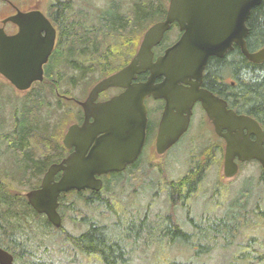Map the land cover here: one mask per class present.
Here are the masks:
<instances>
[{
    "label": "water",
    "instance_id": "water-1",
    "mask_svg": "<svg viewBox=\"0 0 264 264\" xmlns=\"http://www.w3.org/2000/svg\"><path fill=\"white\" fill-rule=\"evenodd\" d=\"M263 0H169L163 21L155 23L144 33L138 51L131 62L119 72L98 82L87 99L80 103L84 113V126H72L64 139L74 153L59 164H53L45 173L38 190L25 196L30 207L56 229L61 227L57 213L58 199L70 191L90 189L99 192L97 178L123 171L138 158L145 139L147 125L146 98L164 99L166 108L157 138V152L162 154L187 130L191 107L200 102L208 119L216 126L228 123L225 136L226 151L223 175L232 179L238 172L234 161L255 160L264 170L263 137L258 124L247 116H238L227 109L225 102L196 86L182 91L178 86L188 79L201 81L209 58L221 59L233 46L252 64L264 63V47L255 53L247 50L246 22L250 11ZM20 28V32L6 37L0 29V75L17 91H26L35 81L42 80V66L54 46L55 32L39 11L17 12L4 20ZM177 24L181 36L153 62L152 49L159 45L170 26ZM47 28V40L35 39L39 30ZM149 73L143 83H132L137 76ZM163 81L156 84V80ZM109 88L124 91L105 103H95L97 97ZM176 114L173 115V111ZM93 122L89 124L88 119ZM243 130L253 133L257 141L251 143ZM86 133L85 139L78 137ZM100 137L98 138L97 136ZM61 173L58 181L55 176ZM13 257L0 248V264H12Z\"/></svg>",
    "mask_w": 264,
    "mask_h": 264
},
{
    "label": "trees",
    "instance_id": "trees-1",
    "mask_svg": "<svg viewBox=\"0 0 264 264\" xmlns=\"http://www.w3.org/2000/svg\"><path fill=\"white\" fill-rule=\"evenodd\" d=\"M125 1L127 0H108L106 7L98 11L100 12L99 20L101 23L99 27L94 25L96 29L87 28V26H89L88 12H84L80 9H73L70 0L63 3L58 2L56 4L58 12L61 13L63 11L65 13L63 14L64 17L66 18L68 15L70 19L69 23L65 25L69 30H66L64 33L65 42L69 46V55L72 52L77 53L78 48H80L82 49L81 52L86 56H94L98 53L100 48L105 46V39L110 35H125L126 30L131 33H133V31L142 33L146 30L147 26L163 20L169 0H133L130 10L127 11L128 14L122 15L120 11L122 9V3ZM81 21L87 23V26L82 24ZM246 26L248 29V35L245 39L246 47L248 52L255 53L264 47V0L260 5L250 11ZM76 28L77 31H74ZM83 33L84 35H82ZM82 39L85 41L83 44H81ZM61 59H63V57H61ZM60 63H65V61H61ZM60 69L64 71V65ZM97 70L98 66L95 60L87 62L83 71L85 76L84 80ZM60 73L62 74V72ZM205 74V82L208 84L207 86L210 91L223 95L230 109L234 110L239 115L253 118L261 125L264 132V63L252 64L248 62L241 54L239 48L234 46L233 50L228 52L222 59L209 58L205 68ZM225 78L229 80V83L226 85L222 83V80ZM81 82L82 81L79 83L81 84ZM63 84L62 79L55 82L54 91L59 93L64 92L62 90ZM86 84L89 83L86 82ZM75 85H79L78 82H76ZM29 101H31L32 104H28V107L25 106L22 111L23 119L12 120L13 132H2V130L7 127L5 126L3 128V123L0 118V140L10 139L11 148L19 159L17 160L18 162H15V165H20L26 168L28 172H33L40 171L44 167L52 150L47 143L48 141H43L42 138L37 136V130L34 126L35 114H33L31 108L40 107L39 103H41V101L33 97H31ZM206 174V164H201L199 162L190 163L188 171L180 177L177 182L170 183L168 188L169 201L173 204H180L186 197L192 198L193 195H196L197 192L201 190L200 188L202 187V182ZM141 175L142 171L138 167V163L133 164L127 172L123 174H113L104 183L101 192L91 195L92 198L100 200V206L104 209H108L107 212H110V214L113 213L112 217H115V221L112 224L108 223L102 226H97V224L91 226L83 234L70 238L71 242H69L71 246L74 247H72L74 250L93 260L104 262V264H115L116 259L121 257L119 246L124 244L122 242L123 237H128L132 234L141 235L143 233L142 229L144 231L148 230V234L150 235H159V237H166L171 240L175 238L181 239V244H188V242H185L187 235L176 227L179 225L177 221L175 223H169L167 221V219L175 218V210L170 212L171 216L169 218L165 216V220H159L155 226V230L154 228H147L145 221V225H143L141 222L142 220L139 224H136V222L131 219L124 221L119 219L118 211H121V208L126 204L124 200L126 188L134 182V179L140 178ZM2 179L3 178H0V246L12 253L14 249L17 248H21V250L25 251L27 248H25V244L19 241L18 238L20 235L17 234H21V229L23 228H25L27 232L30 231L28 226L23 225L27 215H36L37 219H41V216L31 209L26 199L21 196L20 193L13 192L11 189L12 185L6 183L4 181L5 179ZM9 180L12 184L17 183L21 186H29L32 178L11 176ZM119 190L120 192H118ZM251 194L252 188L243 187L237 192L231 206L228 208L229 212L227 211V214L232 221L230 227L231 231L236 230L235 228H237L239 224L243 225L244 223L245 225V223H247L243 205L248 201V196ZM65 199H72L71 205L73 206L74 201H80V195L72 191L62 194L59 200L60 202H64ZM234 207L236 208L233 209ZM70 208L78 211L75 207ZM205 215L209 216L207 214ZM103 217L109 219L108 214ZM221 218L222 217L212 218L209 216L208 219L216 220ZM40 225L46 230L52 228L44 218L42 222H40ZM55 232L59 233L58 230H55ZM59 236V242L61 241V243H63L66 241L64 238L67 237L61 234H59ZM10 244L13 246L11 247ZM193 257L196 259V254H194ZM17 259L18 258H15L14 261ZM192 260L186 263L174 264H195ZM250 260H252L250 264H257L260 259L258 257H252ZM41 262L42 261L37 264H41Z\"/></svg>",
    "mask_w": 264,
    "mask_h": 264
},
{
    "label": "rangeland",
    "instance_id": "rangeland-1",
    "mask_svg": "<svg viewBox=\"0 0 264 264\" xmlns=\"http://www.w3.org/2000/svg\"><path fill=\"white\" fill-rule=\"evenodd\" d=\"M13 1H15L21 8L32 6L36 1H40L42 10L47 12L51 0ZM107 3L108 0H73L72 8L75 10L79 8L84 10V8H87L86 12H88V14L91 15V19H93L97 17V14L100 15V12L98 11L105 8ZM132 4L133 0L123 2L121 12L130 10ZM3 13V5L0 2V19L3 17ZM90 22L92 23H89V26L94 23L93 20ZM144 31L142 33L133 31L132 35H130L134 41V52H136L138 43L140 42ZM110 36L105 39L106 46H110V43L113 41L114 37ZM172 36L173 34L171 33L168 38H171ZM130 48L132 49V46ZM61 50L62 48L60 51ZM57 58L53 62V73L55 71L63 73L60 69L63 65L58 62L59 59ZM99 78V73L95 71L86 77V80L81 82V84L74 90L65 85V83L62 85V90L64 91L68 89L74 96L83 99ZM86 82L89 84H86ZM17 98H20V96L16 93L14 88L0 79V118L3 123V128L5 126L7 127L2 130L3 133L6 131H14L12 120L15 121L16 119V113L14 110L15 106L25 107L27 105L23 102H14ZM54 107L51 112V120L49 119L47 121L48 130L46 132L52 135L51 138L54 141L53 144H57L68 125V120L65 123L62 119V117H64V109L62 111H54ZM147 107L151 110L153 105L147 103ZM56 131H61V135H58ZM48 141L50 144V140ZM0 142V178L5 179L4 181L6 183L12 185L11 189L14 193L25 194L36 184V180L32 178L29 186H21L17 183L12 184L9 179L11 176H14L12 173L17 170L15 168L16 165L14 164V158H12L11 154L5 150V143L1 140ZM184 142L185 139L178 148L180 155L176 163L173 164L169 160L161 159L159 161L152 160L148 163L149 165L147 164L146 166L140 164L139 168L143 175L142 180H144L145 183L138 182L136 184V180L139 178L136 180L134 179L135 183L132 182L129 187L126 188L124 193L126 204L121 208V211H118V216L121 221L131 219L134 220L136 224H139L142 219H145L148 228H154L155 230V226L159 220H163L165 216H167V218L171 216L170 212H172L174 204L169 201L166 193L163 195L164 180H166V182H171L182 177L188 171L189 164L193 162V155H196L195 153L198 149L201 150L198 146L190 144L189 141H187V145H185ZM11 152L14 153L12 150ZM204 163L207 165L206 177L215 180L217 171H222L221 164H214L210 158H206ZM142 175L140 177H142ZM146 175H148V179H146ZM15 176L17 177V174ZM257 176L258 167L255 164L245 165L241 168L239 173L223 187V193L218 192V190L217 192H213L214 187L210 188L208 193L204 192L207 188V184H204V180L202 187L200 188L201 190L197 192L196 195H193L192 199L188 201V203L192 202V204H196V207H192V210L189 211L190 218H186V215L184 214L186 211H176L174 213V219H167V221H173V223L179 220L181 225H183L184 229L188 232L190 231L189 220L191 218H193L196 223H200L199 216L201 214H207L212 218H219L223 215L226 219L225 224L229 229V232L223 234L221 228L218 227L219 233L216 234L218 241L211 242V245L214 247L207 253L199 255L195 259L193 257L194 254L188 250V248L191 247L190 243L171 244L165 239H162L161 241L152 239L150 242L141 241L137 243L125 241L122 245H125L129 251L127 264L186 263L193 258L192 261H194L195 264H250V261H252L250 258L252 257H258L260 259L257 264H264V218L259 216V210L257 208L261 198L259 196L260 191L258 190H261L263 185L258 187V184L256 183ZM243 187L252 188V194L248 196V201L243 205V207L245 206L244 209L247 223H245V225L244 223L243 225L239 224L233 232L230 230L232 224L231 218L226 215L225 210L228 211L237 192ZM134 189L138 191H135ZM118 192H120V190ZM71 200L65 199L64 201L66 204V208L63 211L65 216L63 217L64 220L62 221V227L58 230L59 233L55 232V228H49L48 230L43 229L40 225V222L43 220L42 217V220L37 219L36 215L32 216L31 214L25 217L23 225L28 226L30 231L27 232L26 229L23 228L21 229L22 235H17H20L18 239L25 244L27 250L23 251L21 248H17L14 249L13 253L10 252L13 254L14 259L18 258L13 264H37L40 261H42L41 264H101V262L88 258L74 250V247L71 246L70 238L79 236L85 232V227L78 219L82 216H87L95 221L98 224L97 226H102L108 223L112 224L115 221V217H112L113 213L110 214V212H107L108 209H104L100 206V200L94 202L92 205H86L84 201L80 199V201H74L73 206L71 205ZM260 203H264V199L263 202ZM70 207H75L79 213ZM235 208L236 207L233 209ZM106 214L109 215V219L103 217ZM59 234L67 237L64 238L66 241L63 243H61V241L59 242ZM10 246L12 247L13 245L10 244Z\"/></svg>",
    "mask_w": 264,
    "mask_h": 264
},
{
    "label": "flooded vegetation",
    "instance_id": "flooded-vegetation-1",
    "mask_svg": "<svg viewBox=\"0 0 264 264\" xmlns=\"http://www.w3.org/2000/svg\"><path fill=\"white\" fill-rule=\"evenodd\" d=\"M66 1L67 0H51L47 12H44L42 10L40 1H36L34 5L32 6L21 8L13 0H0L1 4L3 5V9H4L3 17L0 19V29H2L6 37L15 36L20 32V28L17 25H14L10 22H7L6 24L2 23L7 18L14 16L17 12L29 13V12L39 11L44 16L47 23L53 28L55 32V40H54L53 49L51 51V54L47 58L46 63L42 66L43 74H42L41 81L33 82L30 88L26 91H17L7 80L4 79V77L0 75V79H2L4 82L12 86L14 90L16 91V93L20 96V98H17L16 100H14V102L17 101L18 103H22V102L26 103L27 104L26 107H28V104L30 105L32 104L31 101H29L31 97H33L34 99L35 98L40 99L41 101V103H39L40 107L38 108L33 107V109L31 108V111L33 112V114H35L34 126H35V129L37 130L36 134L38 137L42 138L43 141L50 140V144H49V141L47 143L49 144L52 150L50 157H48L46 164L40 171L28 172L26 168L20 165L16 166L17 170H15V172L12 173L14 177H16L15 175L17 174L18 177L34 178L36 180V184L33 185L30 188V190H28L25 194L20 193V195L23 196L24 198L26 197L25 195L28 192L38 190L40 188L41 181L45 173L48 171V169L53 164H59L60 162L67 159L69 156H71L74 153V148L70 147L69 141H67V143L65 144L64 139L68 135L69 130L72 126H77L78 129L84 126L85 113L82 107L80 106V103L84 102L87 99L90 90L95 84L119 72L131 62V60L134 58L135 54L138 51L139 45L142 41L145 31H147V29L154 24L153 23L149 25L144 31L141 37V40L138 43L136 52L133 51L134 41L130 36L132 35V33L126 30L125 35L124 34H122L121 36H118L117 34L115 36L111 35L110 37L113 36L114 38H113L112 43H110V46H106L105 44V46L103 48H100L98 53H96V55L94 56H89V55L86 56L83 52H81L82 49L80 48H78L77 53L72 52L69 55V46L65 42L64 33L66 32V30H69V28L66 27L65 25L69 23L70 19L68 15L66 17L68 19L64 17L63 14L65 13L63 11L59 13L57 6H56L58 2L63 3ZM70 1L73 3V0H70ZM79 9L83 10L81 8ZM83 11L86 12L87 8H84ZM121 14L126 15L128 13L126 11V12H121ZM165 15H164V18H165ZM99 19H100V15L98 14H97V17L93 19H91V15H88L89 23H92L90 22L91 20H93L94 22L93 26L92 25L87 26V23L83 22L84 20L81 22L82 24H85L87 28L96 29V27H99L101 23ZM94 25H96L95 28H94ZM46 29L47 28L45 27L36 28L35 30H39V32H38V36H35V39L45 42L47 40ZM74 31H77V28ZM171 33L173 34V36L171 38H168V36ZM82 35H84V33ZM180 36H181V32L179 31L177 24L171 25L169 31L165 33L159 45H157L156 47L152 49L153 62H155L160 56H162L167 48L174 45L179 40ZM83 42H85L84 39H82L81 44H83ZM131 46H132V49L130 48ZM61 48L62 50L60 51ZM61 57H63V59H61ZM56 58L59 59L58 61L59 63L61 61H65V63H60L61 65H64V71L62 74H60L59 71H55L53 73L54 71L53 62ZM212 58H216V57H212ZM216 59H219V58H216ZM91 60H95L98 66V70L96 72L99 73L100 78L91 87V89L89 90V92L83 99H80L77 96H74L73 93H71V91L68 89L64 90V92L62 93L54 91V83L58 82L61 79L63 83H65V85H67L69 88H73V90L77 88L78 85L76 86L75 84L76 82L79 83L80 81L82 82L84 81L85 79V76L83 73L84 67L86 63L90 62ZM148 76H149V73H145L143 75L137 76L136 79L133 80L132 83L134 84L143 83L147 80ZM205 76L206 74H205V69H204L200 82H198L196 79H188L186 80V82L179 83L178 86L180 87L182 91H188L192 89L193 86H196L198 90L207 91L211 93L214 97L218 98L220 101L225 102L227 105V109L232 110L229 108V104L223 95L214 93L208 89V86H207L208 84L205 82ZM162 81H163V78H160V79H157L155 83L159 84ZM222 83L225 85L228 84L229 83L228 78L223 79ZM123 91L124 90L122 88H109L98 95L95 103L97 104L105 103L109 101L110 99L116 97L117 95L121 94ZM147 103H150L153 105L151 110L147 107ZM54 104H55V107H54ZM144 104L147 109V125L145 129V139H144L141 152L133 164L138 163V167L140 166V164H144L146 166L152 160L159 161L161 159L169 160L170 162L174 164L179 159L180 154H179L178 148L181 145L182 141L185 139V142H184L185 145H187V141H189L190 144L201 148V150L198 149V151L195 153L196 155H193L192 157L193 158L192 161L194 163L199 162L201 164H205L204 160L206 158H210L214 162V164L216 163L218 165L221 164L222 171L221 172L217 171L216 179L212 180V179H209L208 177H205L204 179L205 182L204 180L203 182L205 185L207 184V188L204 192L208 193L209 189L214 187L213 192H217L218 190V192L223 193V187L231 181V179H226L223 175V163H224V156H225L226 145H227L225 136L228 137L229 135H235L234 132H229L228 123H224L222 121V124L218 123L215 126L208 119L205 111L203 110L201 106V103L195 102L191 107V116L189 118V124H188L187 130L185 131V133H183L181 137L173 145H171L168 149H166L162 154H158L156 143H157V138L159 134L161 120L165 113L166 101L164 99L155 100L152 98H146L144 101ZM53 107H54V111L55 110L62 111L64 109V112H63L64 117L62 116L61 117L65 123L68 120V125L62 135H61V131H56L58 135H61V137L59 138L60 140L57 144H53L54 141L51 138L52 135L46 132L48 130L47 121L51 117V112L53 110ZM24 108L25 107L15 106L14 110L16 113L17 120H19L20 118L23 119L22 111L24 110ZM176 113H177L176 110H174L173 115H175ZM88 122L89 124H91L93 122V119L89 118ZM256 123L258 124L262 132V137H263L262 146L264 148V132H263L261 125L257 121ZM243 134L248 135V139L251 143H254L257 141V137L255 134L248 133L247 130H243ZM86 135H87L86 133L80 134L78 137H73V140L77 138L85 139ZM97 137L99 138L100 135ZM1 141L5 143L6 145L5 150L11 154L12 158H14V164H15V162L19 159H18L17 154L11 148L10 139L1 140ZM11 150L14 153H12ZM0 158H1V155H0ZM234 161L236 162L238 166V173L243 166L248 165V164H255L258 167V176L256 179V183L258 184V187L263 185V188H261L260 195H259L261 197L260 202H263V199H264V170L261 168L259 163L256 162L255 160H251L248 162H239L238 159L235 158ZM172 163H169V164H172ZM130 166L126 167L123 171L113 172L107 175H102L100 177H97L102 183V189L104 187V183L113 174H123L128 171ZM60 177H61V173H58L55 176L54 181H58ZM142 178H143V175L138 180H136V184L138 182L145 183V181L142 180ZM146 179H148V175H146ZM177 180L176 179L173 181L170 180L171 182H166V180H164L165 184L163 187V195L166 193L168 197V193H169L168 188H169L170 183L177 182ZM134 183H135V180H134ZM134 190L138 191L136 189ZM99 192H94L90 189H85V190H82L76 193L80 195V199L83 200L86 205H92L93 202H98L99 200L92 198L91 195L94 193H99ZM191 199L192 198L190 197H186L182 204L181 203L174 204L173 210H175V212L176 211H179V212L186 211L184 214L186 215V218L189 219L190 218L189 211L192 210V207H196V204H192V202L188 203V201ZM260 202L258 203V207H257L259 210V216L264 217V203H260ZM65 206L66 204L63 201L60 202V200H58L57 212L59 216L61 217V223L64 220L63 217L65 216V214L63 213L64 209L66 208ZM225 213L228 216L227 210H225ZM40 216L46 219L44 215H40ZM221 217H222L221 219L209 220L208 219L209 216H206L205 214H201L199 216L200 223H196L193 220V218H191L189 220L190 221V231L188 232L184 229L183 225H181L179 220L177 221L179 225H177L176 227L179 228L181 232L183 231L185 235H187V239L185 240V242H188L191 244V247L188 248L190 252H192L193 254H196V256H199V255H203L204 253H207L211 248H213L214 246L211 244L214 241H218L217 235H216L217 233H219L218 227L221 228V231L223 234L229 232V229L227 228L225 224V220H226L225 217L223 215ZM78 219L81 222V224L85 227V232L91 226L97 225L95 221L91 220L87 216L85 217L82 216ZM144 221L145 219L144 220L142 219L141 221L143 225H145ZM168 222L173 223V221H168ZM51 227L54 228L52 225ZM146 227L148 228V225H146ZM60 229H56V230H60ZM142 231L143 233L141 235L132 234V235H129L128 237L124 236L122 239V242L128 241L132 243H137L141 241L150 242L152 239H157V241H161L162 239H165V240H168V243H171V244H176V243L181 244V239L175 238L171 240L170 238L167 239L166 237H159V235L158 236L150 235L148 234V230L144 231L142 229ZM124 246L125 245L119 246L121 257L116 259L115 264H127L128 263L127 259H129L128 257L129 251H128V248ZM0 247L1 249L5 250L2 246ZM5 251L8 252V250H5ZM11 255L13 256V254ZM101 264H104V262L103 263L101 262Z\"/></svg>",
    "mask_w": 264,
    "mask_h": 264
},
{
    "label": "bare ground",
    "instance_id": "bare-ground-1",
    "mask_svg": "<svg viewBox=\"0 0 264 264\" xmlns=\"http://www.w3.org/2000/svg\"><path fill=\"white\" fill-rule=\"evenodd\" d=\"M243 204H244V203H243ZM244 207H245V206H244ZM244 207H243V208H244ZM243 208H242V209H243ZM240 210H241V209H240ZM240 210H239V211H240ZM243 210H244V209H243ZM111 235H112V234H111ZM109 237H110V236H109Z\"/></svg>",
    "mask_w": 264,
    "mask_h": 264
}]
</instances>
